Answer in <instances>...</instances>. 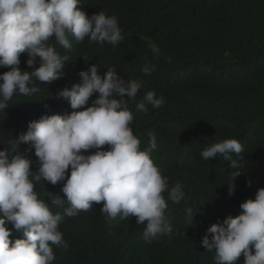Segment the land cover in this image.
<instances>
[{"label": "clouds", "instance_id": "obj_1", "mask_svg": "<svg viewBox=\"0 0 264 264\" xmlns=\"http://www.w3.org/2000/svg\"><path fill=\"white\" fill-rule=\"evenodd\" d=\"M96 11L85 0H0V67L9 69L0 73V110L15 93L39 98L35 115L23 121H31L27 131L0 150V264H53L54 253L68 244L58 230L62 216L50 208L71 217L94 205L110 230L135 216L137 224L147 221L143 238L150 246L159 244L151 243L159 236L177 237L165 215L163 193L174 203L185 193L179 182L170 184L164 157L169 139L159 129L138 130L133 121L136 113L146 115L169 103L174 76L161 72L152 83L145 76L146 84L129 79V68L119 67L109 53L124 38L117 17ZM50 38L59 45H49ZM149 47L158 58L159 48ZM155 67L146 64L142 71L150 75ZM165 121L168 128L174 126ZM190 121L187 103L183 135ZM21 143L34 149L38 165L17 151ZM242 152L235 138L200 152L202 162L219 156L235 170L226 197L235 202ZM37 185L48 202L38 198ZM207 203L201 209L209 210ZM240 208L235 217L209 210L202 227L185 228L183 235L215 250V264H237L242 254L244 264H264V187ZM186 212L192 215L191 208ZM7 224L22 230V238L10 239Z\"/></svg>", "mask_w": 264, "mask_h": 264}, {"label": "trees", "instance_id": "obj_2", "mask_svg": "<svg viewBox=\"0 0 264 264\" xmlns=\"http://www.w3.org/2000/svg\"><path fill=\"white\" fill-rule=\"evenodd\" d=\"M85 1L97 8L96 12L117 17L124 38L115 47L111 45L115 51L109 53L119 67L129 68V79L140 78L146 84L145 76L150 83L161 72L174 76L169 83V103L146 115L136 113L133 121L138 130L154 128L165 133L170 184H182L185 195L180 203H174L163 193L168 204L165 215L171 218L177 237L159 236L151 242L159 244L153 246L143 238L147 221L137 224L135 216L120 220L110 230L94 205L71 217L65 210L50 208L53 214H61L58 230L68 244L54 253L53 264H215V250L207 251L192 236L186 239L183 231L197 223L202 227L212 210L220 217L239 215L243 211L240 204L254 199L256 191L264 187V0ZM50 39L49 45L54 46L53 41L59 45L55 38ZM152 43L160 50L158 58L153 57ZM26 56L21 54V63ZM146 64L156 66L150 75L142 71ZM7 70L0 67V73ZM35 80L33 77L34 85ZM38 99L34 93H15L0 110V150L9 146L11 138L27 131L31 121H23L35 115ZM187 103L191 121L183 135ZM165 120L173 121L174 126L168 128ZM229 138L237 139L243 147L242 174L234 181L233 195L242 199L238 202L226 199L227 184L235 171L229 169L228 162L219 156L206 163L200 159L206 146ZM17 151L38 165L30 145L21 143ZM36 193L48 202L40 185ZM203 203L210 211L201 209ZM7 227L12 229L10 239L22 238V230L11 224ZM244 259L242 254L237 264H244Z\"/></svg>", "mask_w": 264, "mask_h": 264}]
</instances>
